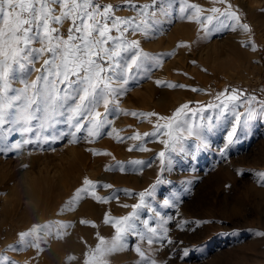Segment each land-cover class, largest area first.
<instances>
[{"label":"rangeland","instance_id":"rangeland-1","mask_svg":"<svg viewBox=\"0 0 264 264\" xmlns=\"http://www.w3.org/2000/svg\"><path fill=\"white\" fill-rule=\"evenodd\" d=\"M130 2L137 7H129L125 0H99L101 5L114 6V16L136 18L139 23V7L150 4L151 0ZM188 2L204 9L202 17L211 15L209 10L213 7L224 11L230 3L233 10L238 11L241 23L248 24L251 32L246 33L239 27L235 31L228 28L204 38L201 25L194 19H180L179 0H176L172 15L159 18L160 23L154 25L147 36L139 31L135 35L130 31L125 33L128 40H138L140 49L158 57L160 63L146 62L147 75L133 72L128 91L120 97L122 111L117 114L113 110L108 114L111 123L105 124L99 137L85 139V130L78 133L77 143H70V137L64 136L55 142L23 145L19 153L0 154V202L5 196H13L14 189L24 196L19 206L21 209L26 205L29 207L27 217L38 218L32 222V227L47 223L52 225L53 233L47 237V242H41L43 251L39 253L35 248L9 250V245L19 246L18 235L1 245L0 254L9 257L10 262L83 264L85 253L98 243L97 233L106 239L114 235L111 225L103 223L105 214L112 217L127 215L132 211L131 205L138 203L137 194L155 183L160 174L158 153L164 150L159 140L167 137L159 134L143 140L127 138L152 132L156 123L163 124L164 121H158L155 116L124 115L123 111L171 116L185 103L194 109L218 103L217 94L233 88L245 93L242 100L255 96L257 101H264V0ZM68 27L65 22L61 31L66 34ZM113 35L117 33L113 32ZM252 44L256 51L252 50ZM35 76L33 73L31 79ZM157 81L161 83L158 85ZM167 84L186 87L169 88ZM13 87L22 85L15 83ZM192 88L202 91L193 92ZM246 106L241 103L236 110L243 112ZM98 110L104 111L103 107ZM217 112L210 110L204 115L215 116ZM232 120L229 113L205 131L207 148L197 149V141L186 140L185 153L173 154L172 166L160 174L166 183L156 187L154 198H148V202L168 220L165 226L173 243H164L162 247L159 243L153 245L154 251L147 244H141L158 264H264V237L257 235L264 232V181L256 175L264 173V114L253 117L245 131L238 132L234 142L222 154ZM194 122L200 123L199 118ZM59 127L68 131L66 125ZM55 134L51 131L42 133L46 136ZM117 134L124 138L122 142L117 141ZM35 137V133L15 134L10 142L35 140ZM139 145L150 150L138 151L134 146ZM130 147L133 151H128ZM94 152L110 155H95ZM136 160L144 161V165L131 163ZM118 164L124 166V172L106 170ZM238 170L242 174H238ZM85 178L96 184L97 195L118 199L111 198L102 204L90 195H84L74 205V210L61 213L77 189L84 187ZM105 184L113 187L105 188ZM125 190L133 195H126ZM28 192H34V199L29 202L25 197ZM174 194L178 197L175 207L163 206V199H172ZM50 196L51 201H44ZM35 201L41 206L34 207ZM125 204L129 207H122ZM140 216L151 226H157L158 221L152 213L141 210ZM82 219L94 222L96 227L81 224ZM182 221L186 222L183 229L177 227ZM55 222L70 225L63 230L66 232L63 238L56 237L59 225ZM24 228V232L31 229ZM127 242L129 250L109 257V264H137L138 256L132 249L140 242L131 236ZM184 249L189 251V256L181 259ZM69 257L76 259L69 260Z\"/></svg>","mask_w":264,"mask_h":264},{"label":"snow or ice","instance_id":"snow-or-ice-1","mask_svg":"<svg viewBox=\"0 0 264 264\" xmlns=\"http://www.w3.org/2000/svg\"><path fill=\"white\" fill-rule=\"evenodd\" d=\"M213 3H226V0H212ZM125 3L132 8L130 0ZM176 0H151L150 4L139 7V23L136 18H122L114 16L113 5H101L99 0H0V154L19 153L23 145L30 143H48L70 137V143L79 142L78 133L87 131L85 139L99 137L105 124H110L108 114L113 110L120 114V97L128 91V84L133 79V72H143L147 75L146 62L153 61L159 65L160 60L140 49L138 40H128L125 33L135 35L138 31L146 36L152 27L160 23L161 17H170L173 13ZM204 11L199 5L189 3L188 0H179L180 19L195 20L201 25L208 38L213 33L238 27L244 32H251L246 23H241L237 10L228 3L227 8L221 11L213 7L212 13L202 17ZM68 22L66 34L61 28ZM113 32L117 35H113ZM187 47L188 45H180ZM256 51L255 44L251 45ZM130 54V55H126ZM171 55V54H169ZM40 67H36L37 64ZM36 73L35 79H31ZM19 83L20 88L13 85ZM158 85L160 81L156 82ZM169 88H184L185 85L167 84ZM193 92L202 91L192 88ZM245 93L238 89H225L217 94L218 103H209L197 108H190L188 103L178 107L171 116H158L155 112L137 113L123 111L124 115L140 116L144 118L157 117L152 132L141 136L134 134L127 139L143 140L144 137H158L159 134L167 137L160 139L164 150L158 153L160 174L168 170L173 164V154H184V142L188 139L197 141L196 148H207L208 142L205 131L212 127L214 122H220L229 113L233 120L231 129L227 132L226 144L221 153L234 142L238 132H244L249 122L258 113L264 114V101H257L255 96L242 100ZM199 104V102H197ZM247 105L243 112L237 111L239 104ZM103 107V113L98 109ZM210 110H218L215 116H205ZM199 118L200 123H195ZM66 125L68 131L60 128ZM55 132V135H42L45 132ZM115 131V130H113ZM35 133V140L23 139L11 141L15 134L26 135ZM118 142L123 137L116 136ZM91 142V140H89ZM136 150L144 152L150 149L143 145L134 146ZM128 151H133L130 147ZM95 155H110V153L94 152ZM133 165H144V161L136 160ZM150 166V165H149ZM27 167V165H23ZM118 169L124 172L122 164L109 167L106 170ZM135 170V169H134ZM142 171V169H141ZM158 174L154 184L148 189L139 192L138 203L131 205L132 211L125 216L112 217L105 214L103 223L111 225L115 230L110 239L99 236L98 243L90 247L85 253L83 264H109V257L129 250L128 237H135L140 243L132 249L138 256L137 264H158L146 252L141 244H147L149 249L159 243L171 245L169 229L165 226L168 220L157 212L148 202L154 198L158 185L166 183ZM238 174H242L238 170ZM264 181V173L256 174ZM84 187L77 189L75 196L70 200L61 213L74 210V205L90 195L97 202L106 204L111 198L96 194V184L85 178ZM112 188L111 184L103 185ZM128 196L133 195L125 190ZM175 194L172 199H163L165 207H175ZM122 207H129L125 204ZM146 210L153 214L158 221L157 226H151L147 219H141L140 211ZM56 237L63 238V230L70 225L55 222ZM81 224L96 227L94 222L82 219ZM185 221L177 227L183 229ZM52 225H33L31 229L18 234V247L9 245L11 251H24L35 248L42 252L41 242H47L51 236ZM257 235L264 237V232ZM189 256L187 249L182 250L181 259ZM69 260L76 259L69 257ZM0 264H15L9 257L0 254Z\"/></svg>","mask_w":264,"mask_h":264},{"label":"bare ground","instance_id":"bare-ground-1","mask_svg":"<svg viewBox=\"0 0 264 264\" xmlns=\"http://www.w3.org/2000/svg\"><path fill=\"white\" fill-rule=\"evenodd\" d=\"M1 188H3V185H1ZM12 193L11 194L13 196H5L4 201L0 202V248L1 245H5L8 241L14 240L20 232H24V227H27L28 229L31 228L32 222L38 219L36 217H27L29 207L26 205L25 208L21 209L19 206L21 203H23L22 200L24 199V196L18 192H15L14 189H12ZM9 194L10 193H8V195ZM33 195L34 192L25 193L27 202L34 199ZM50 199L52 200V196L46 198L44 201H51ZM38 202L39 201L34 202V207L41 206V203Z\"/></svg>","mask_w":264,"mask_h":264}]
</instances>
